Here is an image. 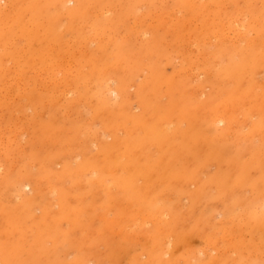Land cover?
Segmentation results:
<instances>
[{"label": "rangeland", "instance_id": "1", "mask_svg": "<svg viewBox=\"0 0 264 264\" xmlns=\"http://www.w3.org/2000/svg\"><path fill=\"white\" fill-rule=\"evenodd\" d=\"M0 4V264H264V0Z\"/></svg>", "mask_w": 264, "mask_h": 264}, {"label": "bare ground", "instance_id": "2", "mask_svg": "<svg viewBox=\"0 0 264 264\" xmlns=\"http://www.w3.org/2000/svg\"><path fill=\"white\" fill-rule=\"evenodd\" d=\"M1 5V4H0ZM258 25H259V23H258ZM110 94V93H109ZM22 185V184H21Z\"/></svg>", "mask_w": 264, "mask_h": 264}]
</instances>
